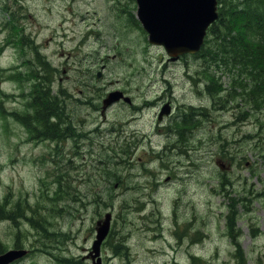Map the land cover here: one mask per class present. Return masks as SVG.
Instances as JSON below:
<instances>
[{
  "label": "rangeland",
  "instance_id": "1",
  "mask_svg": "<svg viewBox=\"0 0 264 264\" xmlns=\"http://www.w3.org/2000/svg\"><path fill=\"white\" fill-rule=\"evenodd\" d=\"M5 2L17 21L12 24L7 15L0 16L6 26H13L16 45L14 52L7 48L0 56V199L6 196L22 205L21 226L32 251L20 264H84L88 228L109 205L117 208L114 228L121 243L127 240L132 254L137 250L135 256L153 259L149 246L133 243L149 244L159 233L153 220L162 214V225L172 224L175 196L196 205L192 210L182 203L181 213L177 211L181 219L193 213L199 218L210 215L209 225L200 230L209 244L201 253L211 262L197 264H264V131L259 130L264 109L258 118L252 103L232 96L227 103L224 97L211 115L200 116L201 124L185 125L192 128L187 148L173 147L172 141L180 144L182 136L173 138L167 127L171 124L157 119L159 101L176 108L171 119L188 102L196 107L210 104L206 94H196L207 81L205 70L215 73L230 91L238 71L193 55L170 59L163 47L149 43L136 22V9L130 7L132 0ZM21 33L26 38L19 44ZM6 34L0 30V43ZM27 39L51 64L46 76L54 81L56 99L61 98L60 114L73 126L67 140L31 139L38 132L17 116L30 113L24 94L32 75L27 65L35 62H28V49L22 52ZM51 67H56L55 74ZM239 76L244 77L243 72ZM114 90H124L132 105L115 103L103 109L102 99ZM151 142L158 150L154 155L143 150H150ZM131 146L132 154L124 153ZM156 180L159 183L153 184ZM138 194L153 195L145 205L151 210L154 200L162 206L154 214H138L129 199ZM141 218H147L149 226L143 227ZM0 222L5 224H0L2 247L12 240V230ZM229 223L240 228L241 236ZM65 245L74 259L49 258L50 248ZM64 251L69 255L66 247ZM126 258L124 254L111 264H125Z\"/></svg>",
  "mask_w": 264,
  "mask_h": 264
},
{
  "label": "trees",
  "instance_id": "2",
  "mask_svg": "<svg viewBox=\"0 0 264 264\" xmlns=\"http://www.w3.org/2000/svg\"><path fill=\"white\" fill-rule=\"evenodd\" d=\"M130 7L134 8L132 4ZM263 34L264 0H219V17L209 27L205 42L195 55L203 59L205 63L207 60H214L225 65H232L234 71H238L231 81L234 90L237 88L243 90L244 101L255 105L256 110L260 109L261 104L264 105V96L262 98L261 95L259 96L260 92L264 93V43L262 44L260 40ZM27 44L32 45L29 42ZM36 55L43 71L38 68L31 69L34 87L29 108L34 117L28 115L29 112L24 116L23 111V113L18 112L17 116L24 122H32L36 130L48 129L50 133L56 134L57 122H51L50 125L48 118L51 114L60 116L63 113L60 99H55L51 88L54 81L46 76L49 72V63L45 58L43 59L42 55L38 53ZM51 71L55 74L56 68H51ZM205 72L207 81L211 82L208 89L210 94L218 97L220 88L214 79L215 75L207 70ZM241 72L244 77L239 76ZM235 95L238 93L236 92ZM29 117L36 121H31ZM4 209L5 206L0 200L1 215ZM20 211L19 205L16 204L11 208L9 216L17 220L18 215L21 214ZM29 220L32 221L31 218ZM22 237L27 239L26 231L22 232Z\"/></svg>",
  "mask_w": 264,
  "mask_h": 264
},
{
  "label": "water",
  "instance_id": "3",
  "mask_svg": "<svg viewBox=\"0 0 264 264\" xmlns=\"http://www.w3.org/2000/svg\"><path fill=\"white\" fill-rule=\"evenodd\" d=\"M137 16L148 32L149 41L164 46L167 53L177 57L183 53H195L204 42L207 29L218 17V0H136ZM114 92L105 102L118 98ZM120 95V94H119ZM110 215L100 223L102 237L108 230ZM24 251H10L0 257L8 262ZM6 264V263H5Z\"/></svg>",
  "mask_w": 264,
  "mask_h": 264
},
{
  "label": "flooded vegetation",
  "instance_id": "4",
  "mask_svg": "<svg viewBox=\"0 0 264 264\" xmlns=\"http://www.w3.org/2000/svg\"><path fill=\"white\" fill-rule=\"evenodd\" d=\"M169 117H167L165 120H168ZM179 197V196H178ZM6 198V197H5ZM3 199L2 202L5 206V209L2 213V215L0 216V218L5 221L6 223V229H8V231L12 230L11 233H9V236L12 235V240H10L9 242H6L4 249H12V248H27L29 250L28 254L31 253V249L28 248L27 242L26 240L22 237V232L25 230L22 226H21V220L23 219L22 217H18L17 220H12V218L9 216V213L11 211V208L14 206L9 199ZM180 198V197H179ZM177 202V200H176ZM176 210V206H173ZM174 216L177 217V213H174ZM161 219L162 216L157 218L155 221V225H157L158 223L161 224ZM0 224H2V222H0ZM179 225V221L177 219H175V226ZM13 226H14V230L13 231ZM93 232H91L89 239H86V243L87 246L84 248V253H83V263L84 264H111L112 262L116 261H121L122 257L124 256V254L127 256L126 260H125V264H160L161 261L165 262L166 264H169L171 262V258L169 256L166 255V258L160 256V259H155V258H149L147 254H136V252H134L133 254L131 253L132 251L130 249H124L122 250L121 247L122 245L118 244V243H112L109 242L112 239V232L108 235V237L105 239V241L102 242L100 249L98 251V253L94 252L92 249V240L94 239L93 237ZM144 246H149V248H146L147 251H150V253L152 251H155L156 249H154V246H165L166 248H173V247H179V249H176V251H184L183 249H180L182 247H197L194 249H198V250H202L205 249L203 247V244H198V243H176V242H168V243H149V244H143ZM201 246V247H198ZM3 249V250H4ZM193 249V250H194ZM108 250H111V254H108ZM157 250H161V249H157ZM152 254V253H151ZM52 256H49V258H51ZM53 258V257H52ZM16 260L15 262H13L12 264H20L23 260ZM198 259L196 256L194 255H189V261H194ZM187 260V259H186ZM174 261H178L177 258H174ZM188 261V260H187Z\"/></svg>",
  "mask_w": 264,
  "mask_h": 264
}]
</instances>
